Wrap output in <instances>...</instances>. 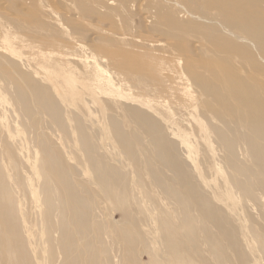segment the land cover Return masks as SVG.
Returning <instances> with one entry per match:
<instances>
[{
    "label": "bare ground",
    "instance_id": "bare-ground-1",
    "mask_svg": "<svg viewBox=\"0 0 264 264\" xmlns=\"http://www.w3.org/2000/svg\"><path fill=\"white\" fill-rule=\"evenodd\" d=\"M59 1L0 0V264H264V82L207 48L230 24L204 1ZM136 12L149 37L118 31ZM87 17L110 24L89 43ZM192 31V57L167 41Z\"/></svg>",
    "mask_w": 264,
    "mask_h": 264
},
{
    "label": "rangeland",
    "instance_id": "rangeland-1",
    "mask_svg": "<svg viewBox=\"0 0 264 264\" xmlns=\"http://www.w3.org/2000/svg\"><path fill=\"white\" fill-rule=\"evenodd\" d=\"M9 1H10V3H9L10 6H8L9 4L7 3L8 7L6 6V8L11 9L12 6L14 5L13 9H15V6L17 4H18V6L16 7V9L18 7L20 8L21 0H16L18 3L14 2V0H9ZM190 1L194 5H196L197 3H202L204 1L205 5H206L205 11L211 12L212 14H214L215 11H218L222 17L220 19V22L222 24H224V23L230 24L229 28H227V29H229L230 33L228 30L223 29L224 35L229 40L222 38L221 43H219V39L221 38L219 35H216L214 33L206 34V39H207V43H208L207 48H210L212 50V52H210V53H212V54H218L221 52L225 53L227 55V58L224 59V62L222 63V65L232 66L231 68H228V69H229V71L234 72V77L238 76V77L246 78L250 74H252V76L254 78H256V79L260 78L264 82V56H263L264 55V0H190ZM27 3H29V4H27ZM27 3L26 4L29 6H27V5L26 6L30 8V14H31V11L33 10V13H32L33 15L31 14L32 16L29 15V17H26V18H24V16H23L22 18H24V22L26 23L25 24L26 26H28V25H29V27L35 26L36 25V16H37L36 15L37 13L35 10L36 5H34L32 2L30 3L29 1H27ZM63 3H64L63 0H60L59 2H54L53 7H56L54 9L56 10L57 7H59V10L58 9L57 10L59 12H63L64 10H67L70 7L69 6L70 4L68 6H65L67 4H65V3L63 4ZM19 8L15 11H13L12 9L10 11H7V9H6L5 14H7V16L11 15L10 16L11 19H12V17L14 19H17V18H19V16H17V15H20L21 14L20 11H22L21 9L19 11ZM18 11L20 12V14ZM10 12H12L13 14H9ZM102 13H105V12H102ZM257 13H261L262 17H258ZM136 14L138 16L134 17L133 20H134V24L139 27L138 29L136 28L137 31H134L131 29L127 30V29H123V28L119 29L118 31L122 32V30H123V34L126 35L128 33L127 36H134L135 35L137 37V35H141L138 37H143V36L146 37L147 35L145 33H147V31H146V25L143 22V20L141 19L142 13L136 12ZM253 14L255 15V17L253 16ZM41 15H42V13H41ZM73 17L75 19L76 14L75 13L71 14V12H69L68 13V19H73ZM83 19L84 20L87 19V23ZM83 19L81 21L82 28H83V24H84V29H86L87 25L91 27V28L87 27V30H89V32L88 31L87 32L89 34H87V32H86L87 37L84 38L85 42L89 43L92 40L91 38H94V34L91 33V30L93 29V27H95V25H97L96 27H98V28H103V29H109L110 28V24H109L108 20H105L103 18H101L102 21L100 19H97V17L96 18L95 17L94 18L87 17L86 19L85 18H83ZM88 21L91 23H89ZM100 24L102 27L100 26ZM142 26H144V28ZM141 27L143 29H141ZM124 30H126V31H124ZM251 30H254L262 40L260 45H257V47L256 46L254 47L255 50H250L247 43H245L244 41L239 39V38H242V39L246 38L248 35H250ZM144 31H146V32H144ZM141 32H143L145 35L144 34L142 35ZM43 33H42V35H44V36H42V38L49 36L47 33H44V34ZM107 33L111 34L112 32L109 31ZM187 35L188 36L186 37L184 42H182L180 39L178 41L172 40V37H170V36L167 37V41H171L172 44L175 45L179 49L178 52L184 51V49H183V43H184V47L187 48V50L190 52V53L188 52L186 55V53L184 51L185 56L190 55L192 57V55L195 54V52H196L195 44L197 43V39L195 37L197 36L200 39H202L203 36H202V34H200L199 32H196V31L189 32V34H187ZM177 36H178V34H177ZM147 37H149V36H147ZM156 37H158V36H156ZM160 38L162 39L163 37H160ZM87 39H89V40H87ZM155 39L158 41L159 37L155 38ZM163 39L161 42L165 41ZM185 45H187L188 47ZM134 49L136 51L132 52L133 47L128 45L125 48H120L119 52H123V53H127V54H133L134 56L138 55L140 57L145 56L141 53L143 50L138 49L137 46H134ZM230 57H232L231 61H230ZM143 262L145 264L147 263V258L145 256L143 257Z\"/></svg>",
    "mask_w": 264,
    "mask_h": 264
}]
</instances>
